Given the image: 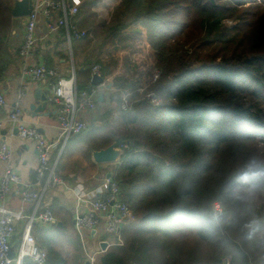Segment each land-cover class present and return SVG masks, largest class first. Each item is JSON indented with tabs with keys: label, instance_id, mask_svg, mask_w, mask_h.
Segmentation results:
<instances>
[{
	"label": "trees",
	"instance_id": "16d2710c",
	"mask_svg": "<svg viewBox=\"0 0 264 264\" xmlns=\"http://www.w3.org/2000/svg\"><path fill=\"white\" fill-rule=\"evenodd\" d=\"M97 4L84 0L76 17L92 32L72 39L76 86L93 90L98 65L111 88L57 171L73 179L66 156L82 152L96 167L92 152L116 143L123 154L112 177L138 220L94 264H264V0H121L109 22ZM13 6L0 0V78L12 62ZM47 207L57 222L32 229L45 264H87L71 212Z\"/></svg>",
	"mask_w": 264,
	"mask_h": 264
},
{
	"label": "built area",
	"instance_id": "2783aa9c",
	"mask_svg": "<svg viewBox=\"0 0 264 264\" xmlns=\"http://www.w3.org/2000/svg\"><path fill=\"white\" fill-rule=\"evenodd\" d=\"M32 4L33 9L26 18L23 42L19 49L22 78L29 75L38 84L44 85L48 77L58 75V69L50 68L43 62H31L32 52L40 40L57 34L61 29L65 30L66 44L69 47H71L73 38L86 35L88 31L81 29L76 21L84 0H32ZM99 69L100 66H94V74H99ZM157 76L156 74L155 77ZM105 85L106 82H103L91 91H79L76 86L73 60L72 74L69 78H59L57 82L45 85L47 102L56 106L58 131L55 139L45 138L37 126L28 125L23 121L20 103L26 87H23L24 90L22 89L18 101L10 112L6 116H0V132L9 124L13 129L18 130L17 134L20 139L31 141L38 151L36 182L28 185L22 191V202L34 207L33 214L26 223L21 235L17 254L12 257L11 250L13 240L17 234V225L24 217V213L22 208L16 211L7 208L5 196L10 192L13 185L20 184L22 181L11 164L12 150L8 142L4 140L0 144V159L6 163L4 174L0 179V264H22L24 258H31L39 264H45L47 251L38 246L37 240L32 234V229L35 221L39 222L45 229L51 228V225L57 222L52 210L47 206H43V202L41 206L43 193L48 187L73 192L76 205L75 227L82 243L84 234L87 232L89 234L93 233L92 238H95L98 234L97 226L101 224L106 234L118 238V242L107 243L108 248L111 245L123 244L121 232L135 218L130 205L125 203L119 196L117 182L113 178H106L95 194L91 190H87L82 183L74 187L70 186L57 171L58 161L68 140L87 131L88 123L85 121L83 114L86 111L96 110V102ZM123 100L122 106L126 108L127 99L125 96ZM158 103V98H153L152 104ZM5 105L6 98L4 94L0 93V106ZM79 112L82 113L81 117H78ZM55 151L58 153L53 158L52 155ZM214 208L217 214L221 212L218 203L214 204ZM83 247L85 248L84 243ZM87 256L88 261L94 264L95 259L89 256L88 252Z\"/></svg>",
	"mask_w": 264,
	"mask_h": 264
},
{
	"label": "crops",
	"instance_id": "0c3cea01",
	"mask_svg": "<svg viewBox=\"0 0 264 264\" xmlns=\"http://www.w3.org/2000/svg\"><path fill=\"white\" fill-rule=\"evenodd\" d=\"M96 1H98V4L93 7V10L97 15L105 17V14L107 15L112 12L114 7L121 0ZM25 21L26 20L19 21L16 19V22H13L12 32L9 36V51L12 55V62H9L7 70L0 78V93L4 94L6 98V105L1 106L0 116H6L10 112L11 108L18 101L19 94L21 93L23 87H26L25 94L23 95L20 103L23 121L28 125L37 126L45 138L55 139L58 131L56 106L54 104L48 103L45 110L37 115H34L31 110V106H38L42 104V100L38 98L37 92L39 90H42V94H44L46 91L45 85L56 82V77L69 78L71 76L73 60L72 44L71 47H69L66 44L65 39L64 43L60 44V46H56V34L50 36L47 39L40 40L37 44V46H39H36L32 52L30 61L33 63L43 62L48 66L46 61L49 59V56L54 62L53 65L49 67L53 69L57 68L58 75L56 76L55 74V76L48 77L45 80L44 85L38 84V82L34 81L29 75H26L22 78L19 48L23 42ZM41 27L43 29V25ZM57 53L65 54L68 58V61L66 60V58H60V55H57ZM69 60H71L70 63ZM90 114L92 113L86 111L83 114L84 119L88 120ZM4 140L8 142L12 150L11 164L15 168L16 172L20 175L22 181L20 184L13 185L10 192L5 196V205L7 208L14 211L22 208L24 213V217L18 222L17 234L13 240L11 256L15 257L26 223L29 221L33 214L34 207L30 204H24L22 202V191H24L28 187V185L36 182L35 180L36 170L38 167V151L34 143L29 140L20 139L18 137V134L15 132V129H13L9 124L6 125L5 128L0 132V144ZM67 160L68 156H66L64 159L65 164L67 163ZM95 164L97 165L96 167H92L89 164V166H83L81 167V169H76L75 167H66V173L73 179H65V181L72 187L76 186L79 183H82L84 187L98 186L102 182L106 174L112 173L113 168L110 167H113V165L97 163ZM5 168L6 163L0 159V179L4 174ZM110 171L111 173H108ZM35 189H37V187H35ZM56 201L57 204L62 208V211H60L61 215H65L67 211H70L71 215H73V212L75 213L76 205L74 195L70 190L65 191L56 187H48L43 193L41 206L42 202L43 206H47ZM35 225L41 226L37 221L34 222L33 226ZM97 251H99V249L91 252L89 256H93V254H95Z\"/></svg>",
	"mask_w": 264,
	"mask_h": 264
},
{
	"label": "rangeland",
	"instance_id": "374dc122",
	"mask_svg": "<svg viewBox=\"0 0 264 264\" xmlns=\"http://www.w3.org/2000/svg\"><path fill=\"white\" fill-rule=\"evenodd\" d=\"M119 3H120V1H119ZM118 3V4H119ZM117 4V5H118ZM116 5V6H117ZM115 6V7H116ZM114 7V8H115ZM114 10V9H113ZM113 12V11H112ZM112 12H110L109 14H105V17L103 16H99V19L100 20H105V21H107V22H109L110 20H111V14H112ZM26 18L27 17H22V18H16L17 20H19V21H24V20H26ZM16 19L14 20L15 22H16ZM85 19H86V21L88 20V18H86L85 17ZM90 19H92V18H90ZM97 21L99 20L98 18H95ZM13 21V22H14ZM90 22V21H89ZM226 23H228L229 25H233L232 24V22L231 21H226ZM25 24V23H24ZM13 26V25H12ZM86 26H88L87 24H86ZM83 29H84V27H83ZM85 30H86V28H85ZM194 32V31H193ZM195 33V32H194ZM20 49V48H19ZM67 52H68V49H67ZM71 62V60H69V63ZM73 63H74V65H75V59L73 58ZM74 67H76V66H74ZM75 70V69H74ZM158 75L157 77H155V75ZM159 75H160V71L159 70H155V72H154V74H153V81H155V80H158V78H159ZM57 78V80H56V82L58 81V77H56ZM105 91V90H104ZM103 92V91H102ZM99 98V97H98ZM146 98L152 103V100H153V98H157L156 96H155V93H153V92H150V93H148L147 95H146ZM158 100H159V98H158ZM124 103V100L122 101V104ZM159 103H160V100H159ZM124 108V107H123ZM91 113V112H90ZM81 115H82V113H78V117H81ZM87 123H88V121L87 120H85ZM257 138H262L263 140H264V130H261V131H259L258 132V134H257ZM120 148V147H119ZM76 158H78V160H76ZM77 161V162H76ZM77 163H79V164H81V166H89V164H87V162L85 161V158H84V155L82 154V152H79L78 154H76V156L75 155H68V160H67V163H66V167H73L75 164H77ZM111 165H113V167H110V168H113V170H112V172L114 171V168L118 165V162L116 163H110ZM76 169H77V167H75ZM108 173H111V171L110 172H108ZM112 174V176H113V173H111ZM108 177V174H106L105 176H104V179L102 180V182L101 183H103L104 182V180L106 179V178H113V177ZM63 177V176H62ZM93 180V179H92ZM115 181V180H114ZM100 183V184H101ZM100 184L98 185V186H96V187H91V189H87V187H86V189L87 190H91V192H94L95 194L97 193V190H98V188L100 187ZM117 189H118V194H119V196H120V189H119V185H118V183H117ZM96 197H100V196H98V195H95ZM215 203H218L219 205H220V203L219 202H215ZM214 203V204H215ZM220 207H221V205H220ZM131 208V207H130ZM131 210H132V208H131ZM132 212H133V210H132ZM222 213V208H221V212L219 213V214H221ZM75 214V213H74ZM74 214H73V222L75 221L74 220ZM133 215H134V213H133ZM134 218H135V220L133 221V222H136L138 219L135 217V215H134ZM133 222H130L129 224H131V223H133ZM74 226H75V223H74ZM127 226V225H126ZM125 226V227H126ZM124 227V228H125ZM75 229H76V227H75ZM97 229H98V234H97V236L95 237V238H92V234L93 233H91V234H89L88 232L87 233H85L84 234V240H83V243H84V245H85V248L83 247V249H84V252L86 253V255H87V252L89 253V254H91V252H93L94 250H98L99 249V251H97L95 254H93V258L95 259V261H96V259H97V257H99L100 256V254H102V253H104V252H106L109 248H111V247H113V246H119V245H111V246H109V248L106 250V251H104L103 252V250L101 249V247H100V243L102 242V241H104V242H107V243H114V242H118V238L117 237H115V236H113V235H108V234H106L105 233V231H104V228H103V226L100 224V225H98L97 226ZM76 232H77V230H76ZM78 233V232H77ZM80 236V235H79ZM121 238H122V232H121ZM80 239H81V237H80ZM100 239V240H99ZM81 241H82V239H81ZM123 241V240H122ZM82 243V244H83ZM122 245V244H121ZM91 257V258H92ZM87 258H88V256H87ZM90 258V259H91ZM95 261H94V263H95ZM89 262V261H88ZM89 264H91L90 262H89Z\"/></svg>",
	"mask_w": 264,
	"mask_h": 264
},
{
	"label": "water",
	"instance_id": "95a60500",
	"mask_svg": "<svg viewBox=\"0 0 264 264\" xmlns=\"http://www.w3.org/2000/svg\"><path fill=\"white\" fill-rule=\"evenodd\" d=\"M32 9H33L32 0H22V1L15 0L14 6L12 8V16L14 18L27 17L31 13ZM103 82H104V79L100 74H94L93 75L92 83L95 86H97ZM107 88L108 89L111 88V83H109L107 85ZM40 92H41V94H40ZM37 96H38V98H40L42 100V104L38 105V106H35V105L31 106V110L34 113V115H37L40 112H43L45 110L47 104H48L46 94L45 93L42 94V90H39L37 92ZM98 100L102 101L101 95L99 96ZM0 110H1V106H0ZM17 131L18 130L15 129L16 133H17ZM122 154H123L122 148L117 147L116 143H113L105 149L93 151L92 152V159L97 164H110V163H115V162L117 163V162H119ZM111 176H112V174H108V177H111ZM73 214H74V212H73ZM73 223H75V221ZM100 247L103 250V252L106 251L108 249L107 242H101ZM87 264H89V262H87Z\"/></svg>",
	"mask_w": 264,
	"mask_h": 264
},
{
	"label": "bare ground",
	"instance_id": "6f19581e",
	"mask_svg": "<svg viewBox=\"0 0 264 264\" xmlns=\"http://www.w3.org/2000/svg\"><path fill=\"white\" fill-rule=\"evenodd\" d=\"M105 89H107V84L105 85V87H104L103 91H104ZM122 105H123V104H122ZM122 150H123V149H122Z\"/></svg>",
	"mask_w": 264,
	"mask_h": 264
}]
</instances>
